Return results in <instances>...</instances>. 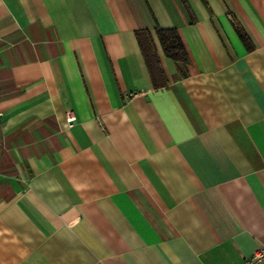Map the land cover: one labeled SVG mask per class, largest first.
<instances>
[{"label":"crops","instance_id":"crops-1","mask_svg":"<svg viewBox=\"0 0 264 264\" xmlns=\"http://www.w3.org/2000/svg\"><path fill=\"white\" fill-rule=\"evenodd\" d=\"M262 245L264 0H0V264H245Z\"/></svg>","mask_w":264,"mask_h":264},{"label":"trees","instance_id":"trees-1","mask_svg":"<svg viewBox=\"0 0 264 264\" xmlns=\"http://www.w3.org/2000/svg\"><path fill=\"white\" fill-rule=\"evenodd\" d=\"M136 35L144 58L150 66V69L151 67H155V69L159 71L160 66L155 59L154 44L150 33L146 30H138ZM156 36L163 52L174 60L178 66L185 68L189 64V56L177 29H156Z\"/></svg>","mask_w":264,"mask_h":264},{"label":"built area","instance_id":"built-area-1","mask_svg":"<svg viewBox=\"0 0 264 264\" xmlns=\"http://www.w3.org/2000/svg\"><path fill=\"white\" fill-rule=\"evenodd\" d=\"M74 120L73 116H68V123H72ZM264 262V245L258 247L254 252L248 256L245 260V264H260Z\"/></svg>","mask_w":264,"mask_h":264}]
</instances>
